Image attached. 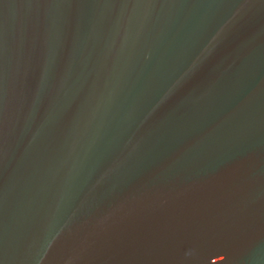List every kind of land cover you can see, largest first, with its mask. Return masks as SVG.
<instances>
[{
	"label": "water",
	"instance_id": "obj_1",
	"mask_svg": "<svg viewBox=\"0 0 264 264\" xmlns=\"http://www.w3.org/2000/svg\"><path fill=\"white\" fill-rule=\"evenodd\" d=\"M262 8L0 0L4 264H264Z\"/></svg>",
	"mask_w": 264,
	"mask_h": 264
},
{
	"label": "snow or ice",
	"instance_id": "obj_2",
	"mask_svg": "<svg viewBox=\"0 0 264 264\" xmlns=\"http://www.w3.org/2000/svg\"><path fill=\"white\" fill-rule=\"evenodd\" d=\"M194 2V0H189ZM211 7L216 8H232V16L238 19L248 18L252 15L253 6L259 2L264 4V0H203ZM261 15H264V8L261 9ZM6 119V107L4 104V89H3V64H2V36H0V127H2ZM116 155L112 160L111 165L101 175L100 180H109V183L118 182L121 178L127 175L137 166L144 164V151L139 142L128 149V145L123 147L116 146ZM126 242V241H125ZM0 264H4L3 259H0Z\"/></svg>",
	"mask_w": 264,
	"mask_h": 264
}]
</instances>
